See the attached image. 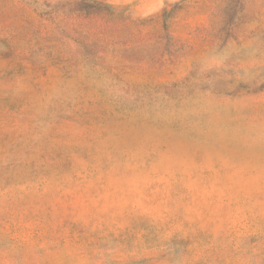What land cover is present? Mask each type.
<instances>
[{"label":"rangeland","instance_id":"obj_1","mask_svg":"<svg viewBox=\"0 0 264 264\" xmlns=\"http://www.w3.org/2000/svg\"><path fill=\"white\" fill-rule=\"evenodd\" d=\"M0 264H264V0H0Z\"/></svg>","mask_w":264,"mask_h":264}]
</instances>
